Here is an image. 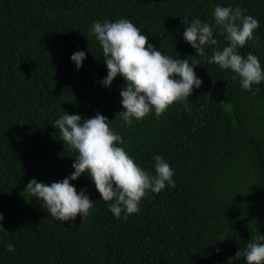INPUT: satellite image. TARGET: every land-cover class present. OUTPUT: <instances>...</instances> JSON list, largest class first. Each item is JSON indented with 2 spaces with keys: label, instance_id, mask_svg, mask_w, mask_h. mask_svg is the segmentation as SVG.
Segmentation results:
<instances>
[{
  "label": "trees",
  "instance_id": "obj_1",
  "mask_svg": "<svg viewBox=\"0 0 264 264\" xmlns=\"http://www.w3.org/2000/svg\"><path fill=\"white\" fill-rule=\"evenodd\" d=\"M216 5L241 7L259 21L248 44L264 68V0H0V264H247L243 251L264 234V83L242 90L231 70L196 56L185 23L214 24ZM131 20L149 43L188 58L203 81L188 101L125 125L117 77L111 88L94 21ZM221 48L227 44L214 27ZM87 38V39H86ZM86 54L77 70L71 56ZM196 56V57H195ZM97 112L124 140L128 154L155 172V155L175 171V188L149 193L138 214L117 220L87 175L72 184L95 202L87 222H61L25 192L36 179L51 184L73 171L52 124L63 112ZM12 243L14 252L6 245Z\"/></svg>",
  "mask_w": 264,
  "mask_h": 264
},
{
  "label": "clouds",
  "instance_id": "obj_2",
  "mask_svg": "<svg viewBox=\"0 0 264 264\" xmlns=\"http://www.w3.org/2000/svg\"><path fill=\"white\" fill-rule=\"evenodd\" d=\"M241 7L216 5L213 12L214 24L196 18L185 25L183 38L196 52L205 56L206 48L211 49L209 64L218 65L221 70H231L233 81L239 79L242 90L257 94L254 86L264 83V68L259 58L252 52L242 55L240 50L251 44L255 48L259 40L254 35L260 27L259 21L245 14ZM214 27L227 44L221 48L214 36ZM102 46V56L107 67V76L100 81L105 88H111L119 76L125 81L120 90L121 105L124 111L116 114L125 125L131 127L134 121H143L152 113L156 119L162 118L170 107L177 103L188 110V101L194 90L203 81L195 72L196 66L188 58L178 59L165 54L149 43L148 36L126 18L94 21L90 31ZM87 39V38H86ZM195 56V57H196ZM86 54L76 51L71 60L77 70L83 67ZM109 119L96 113L82 119L78 114L66 111L54 121L52 126L66 152H76L72 165L74 171L66 178L48 183L31 179L25 192L35 200L42 201V207L61 222L82 218L87 222L95 202L87 195V189L79 192L72 184L81 176L87 175L95 185L101 200L108 204V210L117 220L127 221L129 216L138 214L140 204L149 193L159 194L166 187L175 188V171L161 156L155 155V172L139 166L128 154L123 137L111 128ZM4 216L0 213V227ZM9 252L15 251L12 243L6 245ZM247 264H264V234L252 237L243 251ZM238 251L228 264L238 260Z\"/></svg>",
  "mask_w": 264,
  "mask_h": 264
}]
</instances>
